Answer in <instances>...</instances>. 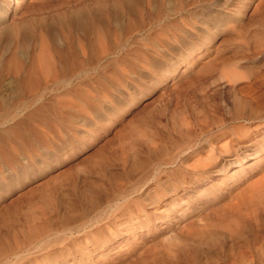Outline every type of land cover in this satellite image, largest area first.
<instances>
[{"label": "rangeland", "instance_id": "obj_1", "mask_svg": "<svg viewBox=\"0 0 264 264\" xmlns=\"http://www.w3.org/2000/svg\"><path fill=\"white\" fill-rule=\"evenodd\" d=\"M28 1L37 21L108 18L98 37L70 24L57 45L77 56L56 73L37 41L2 51L0 264H168L166 238L201 219L216 234L196 264H264V202L228 206L264 150L241 136V162L223 151L222 171L200 170L209 143L243 125L237 105L264 108V0ZM232 217L243 235L224 231Z\"/></svg>", "mask_w": 264, "mask_h": 264}, {"label": "bare ground", "instance_id": "obj_2", "mask_svg": "<svg viewBox=\"0 0 264 264\" xmlns=\"http://www.w3.org/2000/svg\"><path fill=\"white\" fill-rule=\"evenodd\" d=\"M24 1L25 0H0V68L2 67V64H1V57L3 56L2 51H4L3 49L5 46L8 47V45H14L13 47L17 48V46L19 44L25 45L31 41L32 42L37 41L39 43V53L41 56L40 57V62H41V66H42L41 71L47 72V73H56V71L59 70L60 66L61 67L65 66V63L63 62V60H60L61 58H64L66 60V62L73 64V62L75 61L76 56H77V52L75 50L70 51L67 49L66 50L65 49H59L58 45H57L59 43V41L62 39V36L65 35V33H67V30H70V26H71L70 24L75 22L76 24L80 25L83 28V30L86 31L87 34L91 33V32L96 33L98 31V28L101 27V21L107 20V18H108L107 17L108 12H105V13L102 11L99 12V10H100L99 8H97V9L93 8V9H87V10H84L85 8H83L81 10V12L76 14V17H74V19L72 20L71 23H69V19L66 17L67 15H65L63 13H59L52 20H45L44 18H42L43 20L37 21L35 19V17H33V15L31 16V12H32V8H33L32 4L29 3V1L28 2H24ZM117 3H118V1H117ZM128 3H130V2H128ZM122 6H123V4L121 5V2L118 3L117 9H120V11L118 13H120L122 11V8H121ZM75 23H74V25H75ZM98 36H100V35L97 32V37ZM80 51H81L80 53L85 52L84 46L81 45ZM57 55H59V56H57ZM14 67L17 68L16 65ZM33 78H34V76L31 74L29 76L28 81L29 82L34 81V80H32ZM230 80H235V77L230 75ZM249 108H250L249 110H245L244 104L243 105H241V104L237 105V107H236L233 119L236 121L239 120V121H244V122H243V125L237 127L232 132V135L235 136L234 139L230 137L229 140L225 139V141H222V142L220 141V139H219V141H217L218 140L217 139L216 142L214 141L212 144L209 143L210 144L209 145L210 148L208 150L209 152L201 162L203 165L202 167L206 168L205 170H204V168L200 169L202 171L201 176L202 175L204 176V172H208L209 168H213L212 170L222 171L227 166V160L224 162H222L223 161L222 158H220L218 160L219 154L223 151L233 150V151H230V152H234L233 154H235V159L232 162L233 163L241 162L240 160L242 159V156L240 155V153L238 151V150H240V148H237V147H239L238 144L244 136L248 137L250 139L252 138L251 139L252 143L253 142L255 143L256 148H254L253 152L249 153V154L254 155V154L264 150V108H261V107L259 108L256 106L255 107L250 106ZM252 133H253V135H251ZM1 136H2V132L0 131V138H1ZM241 136H242V138H241ZM233 142H237V143H233ZM244 146L246 148H250L251 144L246 143V145H244ZM12 148H13V146H12ZM136 158L134 160H137ZM205 175L208 176L207 174H205ZM199 179H200V177H199ZM224 182H225V180L222 182V184ZM187 183H190V181H187ZM173 185H175V184H173ZM177 186H172V188L169 191L177 194L178 193L177 192L178 191ZM246 186L247 187H245L244 189L242 188L243 191L242 190L240 191V196L239 195H236L237 197L235 195L230 196L229 201H228L229 207L240 206L241 202L242 203L244 202L246 204L245 206H247L249 204H252L254 206L256 203L264 202V171L260 176H258L254 180H252ZM216 187H217V185H216ZM218 191H220V190H218ZM241 192H243L242 195H241ZM217 193L215 195H218ZM160 195H161V192H160ZM158 197L160 198V196H158ZM154 201H157V200L155 199ZM216 206H218V205H216ZM126 208H127V206H126ZM224 209H225L224 211H226L225 207H224ZM141 211H142V213L139 214L136 218H133L134 216L132 217L133 220H135V223H138L139 225L145 224L146 222L149 223L148 222L149 214L144 209H142ZM228 211H230V210H228ZM135 214H138V213L136 212ZM150 217H152V216H150ZM205 217H207V216H205ZM201 220L199 221V223L196 222V220L190 221V223H188L186 226H184L180 229V232L172 233L169 237L166 238V241L168 242V244L167 243L164 244L166 249L165 250L163 249L164 252H163V254H160V255L162 257H164V259L168 262V264H178V263L183 264V262H185L187 264H196L199 253L202 251V248H203L202 246L209 247L210 244H213L214 239H215L213 237V234H216L215 229H212L209 227L210 222L200 224ZM218 220H220V219H218ZM203 221H204V219H203ZM208 221H211V219L209 218ZM223 227H224V231L226 233H228L230 236H235V235L241 236L245 232L243 224L240 223V220L238 221V217L237 218L232 217V218L228 219L227 221H225ZM102 228H104V227H102ZM86 237H87V235H86ZM102 238L103 237H101V239ZM152 246H156V245H152ZM87 247L89 248V246H87ZM99 247H100V245H99ZM88 248H87V250H88ZM145 248H147V247L145 246ZM148 248H150V247H148ZM154 248L158 249L157 247H154ZM141 249H142V247H141ZM153 249H151V250H153ZM90 250H91V248H90ZM143 250H144V247H143ZM93 251H91V252H93ZM148 251L145 250V252H148ZM157 251H155V252H157ZM165 251H166V253H165ZM202 252H204V251H202ZM137 253L141 254L143 252H141V250H140V252L137 251ZM154 254H156V253H154ZM142 258L144 259V257H142ZM143 259H140V260L143 261Z\"/></svg>", "mask_w": 264, "mask_h": 264}]
</instances>
